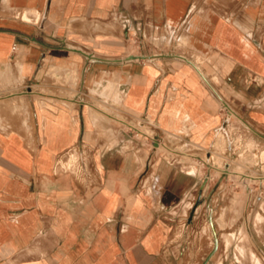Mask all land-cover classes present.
I'll use <instances>...</instances> for the list:
<instances>
[{
  "label": "crops",
  "instance_id": "1",
  "mask_svg": "<svg viewBox=\"0 0 264 264\" xmlns=\"http://www.w3.org/2000/svg\"><path fill=\"white\" fill-rule=\"evenodd\" d=\"M0 74V264H182L198 157L147 169L96 103L203 149L228 106L264 143V0H0Z\"/></svg>",
  "mask_w": 264,
  "mask_h": 264
},
{
  "label": "rangeland",
  "instance_id": "2",
  "mask_svg": "<svg viewBox=\"0 0 264 264\" xmlns=\"http://www.w3.org/2000/svg\"><path fill=\"white\" fill-rule=\"evenodd\" d=\"M111 21L109 27H112L116 20L112 18ZM96 106L105 115L111 116L103 118L108 123L110 133L115 135L119 130L128 128L127 124L123 126L119 121L112 119L116 117L125 121L123 114L115 109L117 106L102 102L96 103ZM129 124L136 127L139 134L147 132L143 127L138 128L139 121ZM135 139H139L133 142L138 148L143 143V138L136 136ZM255 139L261 143L257 137ZM175 146L179 148V144ZM217 146L220 147L221 142H217L215 147ZM141 154L145 156L146 151L143 149ZM203 158L206 159L205 153ZM213 161L221 169L218 170L221 173L213 172L214 177L210 181L197 183L187 198L172 211L171 218H174L175 223L171 228V238L177 246V253H181L182 264H264V254L261 253L256 238L261 225L264 224V214L259 212L260 207L264 208L260 181L236 177L235 171L247 173L239 170L226 156L216 155ZM79 165L77 157L73 162L61 164V170L72 171L78 175ZM225 165L234 170L222 169ZM250 176L261 177L259 168L252 169ZM198 192H203V199L198 198ZM187 220L190 224H187ZM180 239L183 240L181 248Z\"/></svg>",
  "mask_w": 264,
  "mask_h": 264
},
{
  "label": "built area",
  "instance_id": "3",
  "mask_svg": "<svg viewBox=\"0 0 264 264\" xmlns=\"http://www.w3.org/2000/svg\"><path fill=\"white\" fill-rule=\"evenodd\" d=\"M124 30L128 35L131 32L130 26L127 24H125ZM223 109L225 111L223 121L214 131L213 141L208 148L203 149V147L192 146L185 138L175 134L165 133L157 138L146 135L148 139L143 141L138 148L136 147L144 161V165L147 166V169L152 168L160 156H165L177 164L186 163V161L195 160L198 157L199 167L203 169L199 181L203 184L214 177L213 172L221 173L218 172L221 169L215 165L213 157L216 155L226 156L232 163L234 162L236 164L239 170L247 173L242 174L241 172L235 171L236 177H244L249 181L251 179H258L262 189L260 194H264V143L255 141L256 136L254 130L242 119L225 107ZM128 127L136 131V127L132 125H128ZM136 135L142 137L143 134L137 132ZM217 142H221V146L216 148L215 145ZM176 144H179V148L175 146ZM143 149L146 151L145 156L141 154ZM197 151L205 153L206 159L199 157L196 154ZM254 168H259L261 177L253 178L250 176L251 170ZM222 169L234 170L229 165H225ZM148 180L149 176H143L140 181L141 189L149 186Z\"/></svg>",
  "mask_w": 264,
  "mask_h": 264
},
{
  "label": "bare ground",
  "instance_id": "4",
  "mask_svg": "<svg viewBox=\"0 0 264 264\" xmlns=\"http://www.w3.org/2000/svg\"><path fill=\"white\" fill-rule=\"evenodd\" d=\"M24 17H25V15H24ZM226 108L228 109V110H230V108L228 107V106H226ZM138 132V131H137ZM140 133V132H139ZM218 147V146H217ZM216 147V148H217ZM78 153H76V152H72L69 156H68V159L67 160H65L64 161V164H67V163H69V162H73L75 159H77V157H78V155H77ZM72 165V164H71ZM226 171V170H225ZM78 176V175H77Z\"/></svg>",
  "mask_w": 264,
  "mask_h": 264
},
{
  "label": "water",
  "instance_id": "5",
  "mask_svg": "<svg viewBox=\"0 0 264 264\" xmlns=\"http://www.w3.org/2000/svg\"><path fill=\"white\" fill-rule=\"evenodd\" d=\"M134 58H145V57L130 55L126 57L125 59H134Z\"/></svg>",
  "mask_w": 264,
  "mask_h": 264
}]
</instances>
